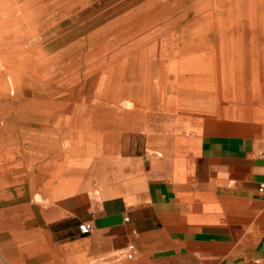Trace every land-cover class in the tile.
Listing matches in <instances>:
<instances>
[{
	"label": "crops",
	"instance_id": "0c3cea01",
	"mask_svg": "<svg viewBox=\"0 0 264 264\" xmlns=\"http://www.w3.org/2000/svg\"><path fill=\"white\" fill-rule=\"evenodd\" d=\"M224 85L112 98L75 138L5 131L22 187L0 195V264H264V88Z\"/></svg>",
	"mask_w": 264,
	"mask_h": 264
},
{
	"label": "rangeland",
	"instance_id": "374dc122",
	"mask_svg": "<svg viewBox=\"0 0 264 264\" xmlns=\"http://www.w3.org/2000/svg\"><path fill=\"white\" fill-rule=\"evenodd\" d=\"M262 1L264 0H0V59L9 58L10 63L13 61L17 74L25 77L20 82L21 85H11L0 60V85H4L0 90V116L13 120V127L9 131H23L26 136L32 137L35 131H40L42 138L48 137L49 131L60 127L61 130H69L75 138L78 130L101 125V107L103 103H115L110 100L112 98L149 95L155 107L160 96V86L169 81L163 71L164 60L159 56V44L163 36H170L174 44L179 43V37H183V41L187 40L191 38L192 31L205 28L203 23L196 21V17L210 16L212 12L226 16L228 5L233 3L234 7L241 4L245 17L254 8L252 6H256L255 11L261 24V19L264 18ZM162 5L168 11L161 18L155 22L145 20L153 9ZM244 26L250 34V28ZM258 27L263 30L262 26ZM105 35L109 42L100 53L87 59L78 56L68 68L57 69L67 51H76L85 46L90 37L96 39ZM183 50H193V47L185 44ZM249 50V45L243 48L244 58L249 55ZM247 58L244 66L249 73L252 64L248 62L250 56ZM33 80L40 85L35 93L31 85ZM81 98L88 99L89 106L84 111H65L64 104L67 100L76 104ZM46 106L53 108L52 120L48 125L28 120L27 114L31 116L34 108ZM22 107L25 112L21 114L25 118L18 112ZM57 136L61 137V134L57 133ZM60 137L57 138L58 146L63 140ZM30 140L28 138L26 142ZM45 140L48 141L47 138ZM13 147L18 152L22 149L19 144ZM24 147L28 150L32 145L25 143ZM20 187L22 186L14 183L4 193L15 196ZM5 241L4 232L0 229V258L7 250Z\"/></svg>",
	"mask_w": 264,
	"mask_h": 264
},
{
	"label": "bare ground",
	"instance_id": "6f19581e",
	"mask_svg": "<svg viewBox=\"0 0 264 264\" xmlns=\"http://www.w3.org/2000/svg\"><path fill=\"white\" fill-rule=\"evenodd\" d=\"M261 5L264 6V1L261 2ZM164 6H158L153 9L151 14L147 18L145 17V20L148 19L149 22L157 21L161 18L162 14L168 11ZM252 7L254 8L246 17L241 11V4H239L238 7H234V3L228 5L226 16L216 12H212V15L206 17L198 16L196 17V21H198V23H203L205 28H199L198 30L192 31V33H190L191 38H188L187 40L183 41V37H179V39L177 38L179 43L176 44L173 43L170 36H163L159 44V56L164 60L163 62L165 64L163 71L169 81L163 86H160L161 89L159 90V98H164V96L168 95L181 96L183 94H196L201 92V89L208 88L214 84H219L221 87L223 86L222 88L224 91L226 88L224 83H232L231 86L233 93L240 96L250 85L256 92L259 88H264V18L261 19V24H259V19L257 18V13L255 11L256 6ZM244 25H246L247 28H250V34L246 32ZM258 26H262L263 30H259ZM248 37L250 38L248 39ZM108 42L109 39L106 35L96 39L90 37L86 41L85 46L80 47L76 51H67L64 59L59 62L57 69L63 70L68 68L73 61L77 60L78 56L85 57L87 59L97 55L106 47ZM185 44L192 45L193 50H183ZM248 45L250 47V50L248 51L249 55L244 58L243 48L248 47ZM197 47H200V49H197ZM249 56L250 60H248V62L250 61L252 66L249 68L250 72L248 73V69L244 66V63ZM0 60L4 66L3 71L5 72V75H8L11 85L14 84L15 87L21 85L20 82H23L25 77L17 74L15 66L12 63L13 61L11 60V64L9 62V58L7 60L6 58H2ZM31 85L34 93L38 92L40 88L39 83L33 80ZM3 87L4 85L1 84L0 90ZM41 109H43V111H41ZM41 109L34 108L31 113L32 117L28 113L27 118L34 123L38 121V123L40 122L43 125H48V123L52 120L51 113L53 108L46 106V108ZM23 111V107L18 111L20 112V116H23V114H21ZM23 117L25 118V116ZM12 121L13 120L5 119L3 116H0V195L6 190L7 185L13 182L10 178L8 179L9 174L17 172L14 170V164H16L15 154L18 150L16 147L11 145V140L13 139L11 133L5 132L9 131V129L13 127ZM82 140L83 137L78 138L77 143L72 146L71 150L78 149Z\"/></svg>",
	"mask_w": 264,
	"mask_h": 264
},
{
	"label": "built area",
	"instance_id": "2783aa9c",
	"mask_svg": "<svg viewBox=\"0 0 264 264\" xmlns=\"http://www.w3.org/2000/svg\"><path fill=\"white\" fill-rule=\"evenodd\" d=\"M263 189H264V185L262 184L260 187V190H263ZM92 228H93V225L90 222H84L83 224L80 225V230L83 233L90 232L92 230ZM129 247L131 250L134 248L133 245H130ZM130 255H131V253H130Z\"/></svg>",
	"mask_w": 264,
	"mask_h": 264
}]
</instances>
